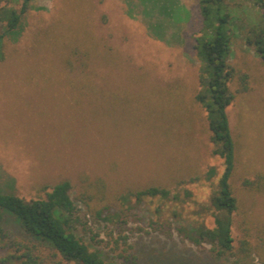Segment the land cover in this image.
Masks as SVG:
<instances>
[{
	"label": "rangeland",
	"instance_id": "374dc122",
	"mask_svg": "<svg viewBox=\"0 0 264 264\" xmlns=\"http://www.w3.org/2000/svg\"><path fill=\"white\" fill-rule=\"evenodd\" d=\"M225 1L245 13L230 18L227 61L248 74L245 92L237 75L228 83L230 234L264 264V64L244 39L246 17L263 22L253 0ZM200 26L197 0H30L14 30L0 25V191L43 197L68 179L79 218L71 230L113 264H232L207 239L189 238L213 226L210 197L223 169L195 98ZM147 186L171 197L130 194ZM102 206L110 220L94 215ZM0 225L8 242L27 240L8 214ZM6 250L0 242V257Z\"/></svg>",
	"mask_w": 264,
	"mask_h": 264
},
{
	"label": "trees",
	"instance_id": "16d2710c",
	"mask_svg": "<svg viewBox=\"0 0 264 264\" xmlns=\"http://www.w3.org/2000/svg\"><path fill=\"white\" fill-rule=\"evenodd\" d=\"M16 1V0H14ZM30 0H22L19 7L12 0L0 3V25L5 31L14 30L26 12ZM260 11L263 25L252 26L246 17V44L253 47L264 64V0H253ZM201 17V26L193 34L194 48L200 60L201 89L195 98L206 111V120L213 143V153L222 158L223 169L216 182V190L210 197L213 226H198L189 238L198 243L207 239L215 255H225L232 259V264H253L250 242L241 238L235 247L231 236L232 213L237 207L229 178L234 167V140L232 138L226 107L234 100L235 93L228 83L237 75V92L248 90L246 72H238L228 61L231 47L232 28L230 18L240 4L229 5L225 0H197ZM1 45V39H0ZM0 46V57H1ZM214 168H209L206 176L211 177ZM71 183L63 179L53 184L43 197L25 199L14 193L0 191V215L8 214L18 224L19 229L28 236L27 240L7 241L5 229L0 225V242L6 248V254L0 257V264H113L104 260L95 250L76 236L71 230L79 219L77 208L70 197ZM136 199L142 196L169 198L168 189L159 186H147L130 192ZM188 194V192H186ZM173 197V196H172ZM176 197V196H175ZM106 207L97 208L94 215L110 220L115 214L105 211ZM107 212V213H106ZM104 213V215H102ZM41 246V247H40ZM52 248L50 256L42 255L40 248ZM59 259L56 260L55 258ZM127 259V256H124ZM47 259L50 261L48 262ZM134 263V261H132ZM122 264H128L126 260Z\"/></svg>",
	"mask_w": 264,
	"mask_h": 264
}]
</instances>
